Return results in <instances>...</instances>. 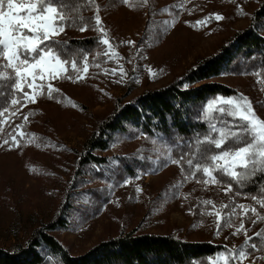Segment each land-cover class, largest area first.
<instances>
[{"label": "rangeland", "instance_id": "rangeland-1", "mask_svg": "<svg viewBox=\"0 0 264 264\" xmlns=\"http://www.w3.org/2000/svg\"><path fill=\"white\" fill-rule=\"evenodd\" d=\"M181 2L183 7H172ZM263 4L264 0H150L142 5L140 0H115L101 20L116 56L103 55L107 46L96 43L102 35L98 31L80 36L92 38L99 51L89 55L85 78L37 81L45 88L35 103L9 105L0 116V252L20 251L53 224L56 230L46 235L76 260L131 235L240 247L242 238L233 235L237 226L217 235L215 217L201 215L200 206L202 199H212L219 207L236 200L235 193L226 194L223 186L204 185L202 180L185 181L181 165L161 167L162 153L155 152L157 145L152 143L157 139L130 131L116 138L108 151L92 153L105 161L104 166L82 160L87 141L119 109L166 89L250 27L264 34V21L252 24ZM216 14L224 19L216 21ZM207 17H212L210 22L197 24ZM120 65L127 76L118 83L119 75L105 70L119 72ZM257 69L258 62H240L231 74L212 82L229 89L227 96L248 97L264 119V78L254 74ZM47 84L59 90L52 97ZM5 91L8 88L0 90ZM7 100L2 98L0 105ZM21 132L27 135L21 137ZM13 135L19 147L12 146ZM181 182L176 195L173 185ZM44 264L57 263L48 258ZM241 264L259 263L248 257Z\"/></svg>", "mask_w": 264, "mask_h": 264}, {"label": "snow or ice", "instance_id": "snow-or-ice-1", "mask_svg": "<svg viewBox=\"0 0 264 264\" xmlns=\"http://www.w3.org/2000/svg\"><path fill=\"white\" fill-rule=\"evenodd\" d=\"M122 2L127 4L129 0ZM149 2L140 0L142 5H148ZM93 6H96V0H0V89L7 87L9 97L7 102L0 105V116L9 111V105L26 107L27 104L35 103L37 93L44 94L45 88V84L37 81L61 78H75L78 81L85 78L89 72L88 57L91 53L83 48H71L67 41L57 39L67 28L86 31L92 27L102 34L97 37L96 43L107 46L103 55L109 56L111 53L109 58L116 56L109 33L98 14L99 8H96L94 17L86 19L83 16V12ZM172 7H183V2ZM211 19L207 17L197 21V24L204 25ZM214 19L221 21L224 17L216 14ZM69 70L72 74H69ZM105 71L119 75L118 83L127 76L123 65L119 66V72L117 69ZM254 74L264 78V65L258 66ZM46 87L49 97L59 91L51 84ZM26 88L32 91H26ZM0 95L4 93L0 92ZM12 114L15 115V111ZM197 119L205 123L204 132L195 131L190 138L175 139L171 143L167 140L159 143L157 140L152 141L157 145L155 152L162 153L161 167L181 165L185 181L196 180L199 183L202 180L204 185L223 186L226 194L233 191V185L237 188L246 187L255 181L257 175H264V119L257 115L248 97L239 93L227 97L214 96L201 106ZM24 120L27 121L28 116ZM17 127L23 128V125ZM20 135L23 137L27 134L21 132ZM12 141L13 147H19L16 136H12ZM4 144H9V141L5 140ZM255 183L257 192L248 198L264 206V181ZM182 184L173 185L177 190L176 195H180ZM235 195L239 196L240 192L236 191ZM200 206L204 209L201 215L215 217L217 235L222 225L231 228L239 217L240 223L233 235L243 233L247 237L240 247L224 246L223 251L206 258L208 264H241L254 252L264 251V229L255 233L259 244L254 237L247 235L248 230L245 229L243 218L248 216L249 211L257 217L252 220L253 224L264 219L255 207L249 209L244 204H237L234 199L231 203H221L219 207L212 199H202ZM206 206H211L212 211H208ZM193 264L203 262L193 261Z\"/></svg>", "mask_w": 264, "mask_h": 264}, {"label": "trees", "instance_id": "trees-1", "mask_svg": "<svg viewBox=\"0 0 264 264\" xmlns=\"http://www.w3.org/2000/svg\"><path fill=\"white\" fill-rule=\"evenodd\" d=\"M114 4L115 0H96V6L85 10L83 16L86 19L94 17L98 7V14L102 17L103 13L111 9ZM261 21H264V4L254 14L252 24ZM95 31L92 27L86 31L67 28L57 39L67 41L69 47L76 50L83 48L93 57L99 52L96 43L92 38L79 37ZM240 62L243 64L258 62V66L264 65V34L255 27H250L236 35L218 55L200 62L166 89L145 94L137 101L119 109L103 122L87 141L82 164L104 166L105 161L93 156L92 153L108 151L116 138L129 136L130 131L159 141L167 140L169 143L176 138L188 139L195 131L204 132L205 123L197 119L201 106L214 96H227L230 91L212 81L231 74ZM3 93L4 95H0V100L4 97L9 99L8 91ZM255 181H264V175H257ZM255 181L246 187H236L233 192L239 191L240 195L234 200L237 204L248 206L249 209L255 207L259 216L264 217V206L257 205L253 199L248 198L249 195H255L257 192ZM243 219L245 229L248 230L247 235L254 237L255 242L259 244L255 233L264 229V219L253 224L252 220H256L257 217L251 211ZM239 223L238 217L234 226L238 227ZM224 228L222 225V229ZM55 230L56 224H53L46 227L44 233L49 234ZM46 234L34 235L20 251L12 254L0 252V264H44L48 258L57 264H193V261L204 264L207 262L206 258L224 250L221 245L191 243L173 236L131 235L102 244L87 256L76 260L71 259L66 250ZM239 236L243 245L247 237L243 233ZM249 258L256 263L264 264V251H256Z\"/></svg>", "mask_w": 264, "mask_h": 264}]
</instances>
